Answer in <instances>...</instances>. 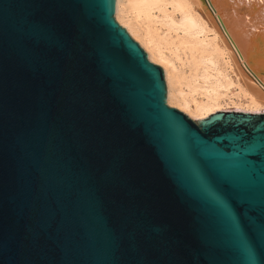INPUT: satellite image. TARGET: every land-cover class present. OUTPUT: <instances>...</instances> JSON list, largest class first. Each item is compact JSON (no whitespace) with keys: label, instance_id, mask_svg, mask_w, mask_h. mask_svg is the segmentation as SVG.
Masks as SVG:
<instances>
[{"label":"water","instance_id":"1","mask_svg":"<svg viewBox=\"0 0 264 264\" xmlns=\"http://www.w3.org/2000/svg\"><path fill=\"white\" fill-rule=\"evenodd\" d=\"M114 10L0 0V264H264V111L166 105Z\"/></svg>","mask_w":264,"mask_h":264},{"label":"bare ground","instance_id":"2","mask_svg":"<svg viewBox=\"0 0 264 264\" xmlns=\"http://www.w3.org/2000/svg\"><path fill=\"white\" fill-rule=\"evenodd\" d=\"M262 3H264V0H134L129 3L116 0V12L114 10V14L118 23L125 27L128 33L145 48L147 52L146 56H148L151 61L154 60L162 66L164 81H166V102L177 104L182 107V109L188 111V113L190 112L191 114L205 117L208 113L213 112L215 108L220 106L219 104L222 96L220 95L221 93L218 92V89L221 87L222 83H220L217 77L208 73V71H204L203 74L201 72L202 84L200 83V86L204 88L203 95L206 100L199 105L192 104L193 107L190 108L188 96L184 91V86L186 85L179 79L178 73L175 71L177 69L174 68V65L165 57L159 44H156L146 31L145 33L140 32L141 28H139L138 24L140 25L143 19L148 20L153 18L154 12L157 10L161 9L165 11V8L169 6L171 10L180 14L178 26L180 29H178L182 30L183 33L191 34V32L196 30L210 28L218 39L220 50L226 53L233 65L237 77L239 76V79L241 78L242 83L246 86L248 92L246 91L245 95L249 105L264 107V6H262L264 4ZM260 4H262L261 7ZM229 8L234 9L232 12L236 15L232 12L229 13ZM242 17L251 20L249 26L240 24ZM251 18L254 20L253 22ZM173 22L175 21H172V27L173 24H175ZM193 34L194 33L191 34L192 37L195 35ZM202 44L204 45V43ZM208 48L204 46L200 48V51L202 49L203 53H205V51H208ZM214 50L215 49H213V53L216 52H214ZM210 51L212 52V50ZM211 52L207 53L208 56L206 55L207 58H205L207 64L209 63L210 66L214 63H212ZM175 55L174 57H176ZM199 57L200 56H197V58ZM175 59H178V57ZM202 62L206 63L204 60H202ZM207 67L208 66H206V68ZM195 68L197 69V67ZM201 69L203 70V68ZM198 75L200 76V74Z\"/></svg>","mask_w":264,"mask_h":264},{"label":"rangeland","instance_id":"3","mask_svg":"<svg viewBox=\"0 0 264 264\" xmlns=\"http://www.w3.org/2000/svg\"><path fill=\"white\" fill-rule=\"evenodd\" d=\"M122 1H123V3H129L130 1H134V0H122ZM162 11L163 10H161V9L157 10L156 12H154L153 18H151L152 20L151 19H148V20L143 19L142 22L140 23V25L138 24V26L142 30V31L140 30V32L145 33V31H146L152 37L153 41L156 44H159V46L162 48V51H163L165 57L170 61V63H172L174 65V68L177 69L175 71H177L179 79L182 80V82L186 86L188 85L187 87L184 86V91L186 92V94L188 96V102H189L190 108L193 107V105H199L206 100L205 96L203 95L204 88L201 87L200 85L202 84L201 83L202 82L201 81L202 80L201 75L203 74L204 71H208V73L212 74V76H214V77H217V79L220 81V83H222L221 87H219V89H218L219 90L218 92L221 93L220 95L222 97H221L220 104H219L220 106H218V108H215L216 110H220L223 108H237V109H242V110L252 111V112L264 111V107L249 105V102H248V100H246V95H245L246 91L248 92L246 86L242 83L241 78L239 79V76L237 77L236 72L233 68V65L230 62L229 58L227 57L226 53L224 51L220 50V47L218 45V39L216 38L214 32L210 28H203V29H200L201 31L196 30L197 32L196 31L191 32V34L192 33L195 34V35L193 34L194 37H192L191 34L183 33L182 30H179L180 29V27H178L179 22H180V14L179 13L171 10V7H169V6H167V8H165L166 12L165 11L162 12ZM115 12H116V0H115ZM164 12H165V15H164ZM113 16H114L115 21L118 23V21L115 18V14ZM170 16L172 19L170 18ZM172 21H175L173 23L178 24V25L173 24V27H172L171 26ZM118 24L121 25L120 23H118ZM141 24H143L144 26ZM145 28H146V30H145ZM168 28H169V30H168ZM127 33H128V31H127ZM196 33H198V34H196ZM129 36L135 42H137V44L140 46V48L147 54L145 48H143V46L140 45V43L138 41H136L130 34H129ZM187 41H189V42H187ZM201 42L204 43V45ZM204 46L207 48L209 47L208 51H205V53H203L202 49L200 51V48H202ZM190 47H192V48H190ZM213 49H215L214 50V52L216 51L215 53H213ZM210 50H212V52ZM209 52H211L210 55H212L214 57L213 58L211 56L212 63L214 62L212 64V66H210L209 63L207 64V61L205 59V58H207V56H208L207 53H209ZM175 53H176V55H175ZM217 53H219V54H217ZM174 55L176 57H178V59H175L176 57H174ZM197 56H200L199 58H201V59L197 58ZM147 59L151 63L157 64L162 68L160 63H158L154 60L151 61L148 58V56H147ZM202 60H204L206 63L202 62ZM205 64H206V66L209 67V69H208V67L206 68ZM195 67H197V69ZM201 68H203V70ZM198 70H200V71H198ZM232 71H233V73H232ZM201 72H202V74H201ZM198 74H200L201 77ZM213 74H215L217 76H215ZM212 79H213V77H212ZM192 86L195 88H193ZM189 87L190 88L192 87V88L190 89ZM188 91H190V92H188ZM199 91L201 94L199 93ZM188 93L190 96L188 95ZM166 105L171 106V107H175L176 109L183 112L184 114H186L187 116H189L192 119H200V118L204 117L202 115L198 116L197 114L194 115V114H191L190 112L188 113V111L182 109V107H180L179 105L174 104V103H167L166 102ZM215 109L213 110V112L216 111ZM210 113H212V112H210Z\"/></svg>","mask_w":264,"mask_h":264}]
</instances>
